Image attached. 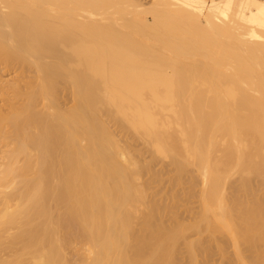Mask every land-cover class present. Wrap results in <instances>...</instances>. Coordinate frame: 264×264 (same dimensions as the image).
<instances>
[{
  "label": "bare ground",
  "instance_id": "bare-ground-1",
  "mask_svg": "<svg viewBox=\"0 0 264 264\" xmlns=\"http://www.w3.org/2000/svg\"><path fill=\"white\" fill-rule=\"evenodd\" d=\"M262 190L264 0H0V264H264Z\"/></svg>",
  "mask_w": 264,
  "mask_h": 264
},
{
  "label": "rangeland",
  "instance_id": "rangeland-1",
  "mask_svg": "<svg viewBox=\"0 0 264 264\" xmlns=\"http://www.w3.org/2000/svg\"><path fill=\"white\" fill-rule=\"evenodd\" d=\"M133 149H136V151H137V149H138V151L141 149V152H143L142 155H144L143 157L146 158L148 156L146 160L144 159L145 161H148V159L150 157H152V156H149V153H151V152L148 151V148L145 147V145L143 146V144L140 143V142L137 143L135 146H133ZM157 160H158V162H157ZM157 160H155V163L156 164L152 166V171H154V170L157 171V173H159V175H157V176L159 177L161 175L160 177H162L161 179H163V182H164L163 186L162 185L161 186H157L156 184L153 185V186L156 185L157 188H158V190H159L158 191L159 194L157 196L158 197H162V195L163 196L165 195V193H164L165 191H166V194H168V193H170V190L171 189H172L171 191H173V192H178L177 194H180V198H181L178 201V203L176 204V207H175V211L177 213L178 219L179 220L181 219L180 221L181 222L183 221V223L184 222L185 223L186 222L187 223L188 222L190 223V221L192 222L197 217V215L199 213L198 192L200 190L199 189L200 188L199 187L200 185L198 183L199 181L197 182L198 179L196 177L197 176L196 173H195L196 171L191 170L192 172L189 171L191 173L188 172L189 174H188V176H186V178L188 179V177L190 175V180L191 181H193V179H197L196 181L195 180L193 181L194 184L196 183L195 185L193 183H190V182L188 183L189 180H187V179L184 178L185 180H183L181 184L174 185L173 188L169 189L170 188V185H168V183L166 184V182L169 181L168 178H170V176H171L172 173H169L167 171L164 172V170H165L164 166L166 165V164H164V162L166 163L167 160L164 159L165 160L164 161V160L161 159V161H160V158L157 159ZM153 164H154V162H153ZM160 172H162V174ZM147 177H148V175H146V178ZM146 178H144V179H146ZM164 180H166V181H164ZM189 185H192V187H190ZM167 190H169V192H167ZM260 191L261 190H259V193H260ZM262 192H261V194H264V190H262ZM186 194H190V195L187 196ZM169 220L170 219H168V217H167V221L166 220L165 221L169 224V223H171L170 222L171 220L170 221ZM224 236H222V237L218 236L217 238L220 237L219 239L220 240L222 239L221 246L222 245L224 246V250L226 252V255H221L220 256L219 253L213 248L211 250V254L209 255V258H208V263H209V261H211L212 263H209V264H214V263L215 264H227V262L229 261V259H226L227 257H225V256H227V255H230L231 256L233 254L232 245L230 244V242H228L229 240H225L227 237L225 236L226 237L225 238ZM197 237L202 238V240L203 241H206L207 244L210 243L209 240L206 237V233L205 232L202 233V234L201 233L200 234H197V233L190 232L189 233V236H188L189 239H191V238H197ZM227 243H229V245ZM185 250H186L185 246L184 245H180L179 253L177 254V259L182 264H190L191 262H188V260H187L188 259L187 258V253L185 252ZM196 257H197L196 258L197 259V264H205V262L203 261L204 259H203V257L201 255L198 254ZM231 257H233V255ZM231 257H229V258H231ZM228 264H230V263L228 262Z\"/></svg>",
  "mask_w": 264,
  "mask_h": 264
}]
</instances>
